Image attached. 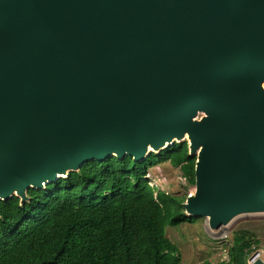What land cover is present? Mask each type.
<instances>
[{
    "label": "water",
    "instance_id": "obj_1",
    "mask_svg": "<svg viewBox=\"0 0 264 264\" xmlns=\"http://www.w3.org/2000/svg\"><path fill=\"white\" fill-rule=\"evenodd\" d=\"M182 142L188 216L264 213V0H0V201Z\"/></svg>",
    "mask_w": 264,
    "mask_h": 264
},
{
    "label": "trees",
    "instance_id": "obj_2",
    "mask_svg": "<svg viewBox=\"0 0 264 264\" xmlns=\"http://www.w3.org/2000/svg\"><path fill=\"white\" fill-rule=\"evenodd\" d=\"M167 161L195 186L196 157L182 142L141 163L129 156L88 162L30 189L25 204L16 196L0 201V264H182L166 228L197 218L185 214L187 198L150 184L149 169ZM256 246L249 232H236L228 264H248Z\"/></svg>",
    "mask_w": 264,
    "mask_h": 264
},
{
    "label": "rangeland",
    "instance_id": "obj_3",
    "mask_svg": "<svg viewBox=\"0 0 264 264\" xmlns=\"http://www.w3.org/2000/svg\"><path fill=\"white\" fill-rule=\"evenodd\" d=\"M148 178L156 192L180 198H188L195 192V186L189 184L182 170L168 161L150 168ZM185 214L187 215L186 211ZM241 231L249 232L253 240L258 242L248 262L250 263L257 252L264 261V213L240 215L217 232L210 229L208 219L197 218L194 222L187 221L178 226L169 225L166 228V236L178 246L182 264H201L204 261L228 264L233 237L236 232Z\"/></svg>",
    "mask_w": 264,
    "mask_h": 264
},
{
    "label": "built area",
    "instance_id": "obj_4",
    "mask_svg": "<svg viewBox=\"0 0 264 264\" xmlns=\"http://www.w3.org/2000/svg\"><path fill=\"white\" fill-rule=\"evenodd\" d=\"M261 254H259L258 252L251 258L250 263L248 262V264H254L257 260H259L258 258L260 257Z\"/></svg>",
    "mask_w": 264,
    "mask_h": 264
},
{
    "label": "bare ground",
    "instance_id": "obj_5",
    "mask_svg": "<svg viewBox=\"0 0 264 264\" xmlns=\"http://www.w3.org/2000/svg\"><path fill=\"white\" fill-rule=\"evenodd\" d=\"M262 257H261V255H260V257L258 258V259H261Z\"/></svg>",
    "mask_w": 264,
    "mask_h": 264
},
{
    "label": "clouds",
    "instance_id": "obj_6",
    "mask_svg": "<svg viewBox=\"0 0 264 264\" xmlns=\"http://www.w3.org/2000/svg\"><path fill=\"white\" fill-rule=\"evenodd\" d=\"M263 260V259H262Z\"/></svg>",
    "mask_w": 264,
    "mask_h": 264
}]
</instances>
